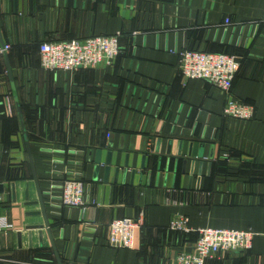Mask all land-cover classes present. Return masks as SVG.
<instances>
[{
  "label": "crops",
  "instance_id": "crops-1",
  "mask_svg": "<svg viewBox=\"0 0 264 264\" xmlns=\"http://www.w3.org/2000/svg\"><path fill=\"white\" fill-rule=\"evenodd\" d=\"M264 0H0V264H58L37 202L21 111L61 264H172L196 236L253 233L247 250L205 264H264ZM120 32L109 65L46 71L43 41ZM233 54L232 95L253 119L223 115L225 93L183 79L177 52ZM229 158H228V155ZM237 156V157H235ZM81 173L97 207L59 205ZM143 216L133 249L107 243V224Z\"/></svg>",
  "mask_w": 264,
  "mask_h": 264
},
{
  "label": "built area",
  "instance_id": "built-area-1",
  "mask_svg": "<svg viewBox=\"0 0 264 264\" xmlns=\"http://www.w3.org/2000/svg\"><path fill=\"white\" fill-rule=\"evenodd\" d=\"M120 36V32H115L110 35H91L84 39L43 41L38 47L40 66L46 71L72 72L82 68L109 65L120 52ZM9 49L10 45L6 44L0 48V53ZM176 54L177 69L183 79H201L225 93L224 116L245 122L253 119L254 106L236 99L231 93V86L240 66L235 55L190 49ZM80 175L81 173L72 172L62 179L58 195L60 206L77 207L81 211L98 206L99 202L90 195L88 186ZM143 225L144 218L141 215L112 219L107 224V243L113 248L133 249L136 233ZM13 228L14 225L7 216H0V231ZM169 229L175 232L198 234L191 247L177 253L172 264H205L208 258L220 252L249 249L253 238L252 232L244 230L193 229L187 225V220L183 216L172 220Z\"/></svg>",
  "mask_w": 264,
  "mask_h": 264
},
{
  "label": "water",
  "instance_id": "water-1",
  "mask_svg": "<svg viewBox=\"0 0 264 264\" xmlns=\"http://www.w3.org/2000/svg\"><path fill=\"white\" fill-rule=\"evenodd\" d=\"M17 112H18V117H19V120H20L21 129H22V132H23L24 144H25V149H26V153H27V158H28L30 170H31V173H32V177H33V180H34V183H35L37 196H38L37 202H33V203H38L39 204L40 213L43 216V225L42 226H31L30 228L31 229H34V228L41 229L42 227H45V230H46V232L48 233V235L50 237L52 247H53V249L55 251V254H56V257H57V260H58V264H61L60 260L58 259V255H57V252H56V249H55V244H54V241H53V238H52V235H51V228H50L49 221H48L47 214H46L43 192H42L40 184H39V179H38L37 171H36V168H35L33 155H32V152H31V148H30L29 142L27 140V136H26L25 129H24V123H23L21 111H20L18 105H17ZM1 190H2V185H0V191Z\"/></svg>",
  "mask_w": 264,
  "mask_h": 264
},
{
  "label": "trees",
  "instance_id": "trees-1",
  "mask_svg": "<svg viewBox=\"0 0 264 264\" xmlns=\"http://www.w3.org/2000/svg\"><path fill=\"white\" fill-rule=\"evenodd\" d=\"M235 157H237V156H235ZM144 224H145V223H144ZM143 226H144V225H143ZM143 226H142V228H143ZM179 233H182V234H190V233H193V234L196 236L195 241H196V239H197V237H198V234H197L196 232H188V233L179 232Z\"/></svg>",
  "mask_w": 264,
  "mask_h": 264
}]
</instances>
